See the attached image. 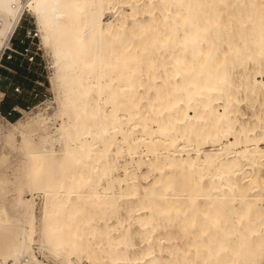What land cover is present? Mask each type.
I'll return each instance as SVG.
<instances>
[{
	"label": "rangeland",
	"instance_id": "obj_1",
	"mask_svg": "<svg viewBox=\"0 0 264 264\" xmlns=\"http://www.w3.org/2000/svg\"><path fill=\"white\" fill-rule=\"evenodd\" d=\"M160 2L161 0L105 1L103 16L105 21L111 22L114 28L118 19L126 21L124 28L120 29L119 38L127 36L124 30L129 25L137 33L141 32L142 47L135 49V53L128 57V63L120 62L114 56L116 47L111 48L109 44H105L101 51L102 63L98 62L99 56L96 54L95 61L88 66L77 57L78 52L74 50L76 55L74 63L68 64L67 59L64 58L59 61V70L56 65V54L60 53L62 57L64 46L50 31L48 32L50 43L45 46L36 17L31 12H24L13 42L19 45L23 41L25 30L36 28L39 32L37 44L41 50L37 52L36 60L32 64L16 61L17 68L12 69L13 73H10L15 77L11 83H15V88H19L20 92H15L9 100L22 99L29 105V109L26 112L20 111L21 114L17 113L18 116L14 120L7 118L6 121L0 118V123L11 129L10 124L17 120L28 121L40 115L49 126L48 134L44 133L43 137L50 139L55 155L60 158L57 163L62 185L55 196L45 193L38 186L31 195L17 184L18 179L23 175L24 154L18 153L14 148H4L1 141L0 155L5 153L7 158L5 162L0 163V175H4L7 179V199L10 200L17 193H23L28 199L34 197L37 225L48 216L46 209L58 208L56 228L46 225L44 230L43 235L47 238L44 247L36 243L33 246L35 257L43 263L117 264V256L122 249H125L131 263L140 264L141 255L147 252L143 231L127 216L128 213L134 214V206L140 200L126 197L124 190L130 176L139 173L136 161L161 160L162 153H167V150L163 149L164 145L159 144L155 155L145 156L142 145L145 130L135 125L138 114L144 115L147 122L161 120L169 109L165 108L163 112L156 113L160 101L166 102L174 96L182 98L184 95L181 66L173 62L170 53L179 49L178 37L182 34L181 27L170 33L168 44L162 47L161 52L156 46L158 34L165 24ZM212 5L213 0L204 1L208 11L212 10ZM195 11L197 19L204 22V31L210 45L217 46L214 54L225 48L227 55L223 61L224 68L220 82L224 85V91H229L240 99L239 106L232 103L237 108V112L230 115L235 130L242 133V128H245L255 134L264 133V86L260 87L259 84L264 83V36L259 33L258 26L253 21L258 10L250 6L247 0H230V5L221 8L217 15L209 14L206 17L203 10L197 6ZM187 28L186 26L185 29L188 30ZM67 44L71 45V42L68 41ZM91 45L93 44L89 43L84 48L82 52L84 56H90ZM138 82L141 83L140 86L137 85ZM248 82L255 85L257 94L246 91ZM99 84L101 90L95 91ZM84 87L91 89L85 96L80 93ZM33 89H36V92H33ZM127 89H131L129 94L126 93ZM26 92L30 93V99L25 97L29 96ZM35 93L38 94L37 97H34ZM135 99L138 100L137 107L133 103ZM221 101L212 102L211 105L222 111L218 106L222 104ZM91 109L94 114L91 113ZM111 119L119 120L121 127L118 128L116 141L112 147L114 151L119 147V157L111 168L112 175L117 180L113 189L114 201L109 204L107 200L111 199L110 194H103L102 198L92 195V188L99 185L98 190L103 193L102 187L106 186V174L102 173L101 177H98L102 171L101 163L96 164L88 181H84L82 174L86 173L90 165L83 160L76 162L66 153V149L77 147L79 141H83L86 150H90L92 140H98L96 135L98 125L110 129ZM207 122V125H202L207 148L200 157L204 159L206 155L209 156L212 158L211 164L215 165L217 159L213 157V152L229 142L223 140L221 145L213 144L214 135L210 117ZM152 125L156 127V122H152ZM84 130H88L87 135H83ZM134 130L138 131L132 137L131 133ZM113 131L110 129L104 132V136L108 138ZM58 133H62V137L52 140L51 137ZM37 135L35 133L32 136L36 141ZM157 139L163 140L161 137ZM20 142L21 137L18 134L17 144ZM97 145L101 147L100 143ZM179 145L184 146L182 141ZM42 146L49 147L50 144L42 143ZM128 146L132 148V152L128 151ZM187 149L195 150V147L191 145ZM258 168L259 174L263 175L264 161L258 165ZM248 171L253 173V170H248L245 166L243 172ZM174 174L172 191L168 190L165 192L166 195H163L159 185L150 187V181L148 185L143 184L148 188L149 194L141 196V201L149 200L153 205H163L166 197L172 193L180 194L181 200L184 199L183 189L192 185V179L196 175L195 170L184 169ZM35 176L39 175L35 174ZM158 176L157 171L153 172L150 179ZM207 180L208 178L204 182ZM194 186L197 189V201L190 204L186 214L172 217L161 215L153 219L152 225L157 226L156 233L168 239L165 244L168 249L158 250L154 244H151L159 264H264V240L259 234L250 230L257 222L248 217H243L238 222L231 214L225 219L212 222L200 210L201 205L206 202L211 204V201L206 198L199 185ZM249 202L255 203L253 200ZM227 205L229 208L243 206L241 202L235 200L227 201ZM22 207L21 204L17 205L11 210V215L16 216L18 209ZM259 208L264 210V204L261 203ZM253 209L255 206H252ZM101 211L104 214L100 215ZM192 214L195 215L193 220L190 217ZM51 215L56 217L52 213ZM73 235L75 242L71 248L69 247L71 255L68 260L65 249ZM119 235L126 238V247L114 246ZM37 238L36 233L35 239Z\"/></svg>",
	"mask_w": 264,
	"mask_h": 264
},
{
	"label": "bare ground",
	"instance_id": "obj_2",
	"mask_svg": "<svg viewBox=\"0 0 264 264\" xmlns=\"http://www.w3.org/2000/svg\"><path fill=\"white\" fill-rule=\"evenodd\" d=\"M105 1L0 0V45L6 39L8 45L24 12H31L39 23L43 44L47 46L50 43L48 33L50 31L64 46L63 56L61 57L60 53L56 54L58 70L59 61L64 58L67 59L68 64L74 63L76 58L74 50L78 52L77 57L88 66L95 61L96 54L99 56L98 62L102 63L101 51L105 44H109L111 48L116 47L114 56L120 62L128 63V57L135 53L136 48L142 47L141 32L137 33L129 25L124 30L127 36L119 38L120 29L124 28L126 21L118 19L115 28L111 22L105 21L103 18ZM204 1L161 0L160 2L165 24L158 34L156 46L161 52L162 47L168 44L170 33L181 27L182 34L178 37L179 49L170 51V53L173 62L181 66L184 95L182 98L174 96L166 102L160 101L155 112L161 113L165 108H168L169 112L161 120H154L156 127L152 125L154 121L147 122L142 114H138V121L135 125H139L145 130L143 135L145 139L142 144L145 156L155 155L159 144L164 145L163 149L167 150V153H162L161 160L145 161L140 159L136 161L139 173L130 176L129 183H126L124 190L126 197L139 198L140 200L134 206V214H127L129 220L135 223L146 237L147 252L141 255L140 264H159L151 244H154L158 250L168 249L165 246L168 239L156 233L157 226L152 225L153 219L161 215L172 217L177 214H186L190 204L197 201V189L194 185H199L206 198L211 201V204L206 202L201 205L200 210L203 215L212 222L221 218L225 219L229 214L238 222L243 217H248L257 222L250 230L259 234V237L264 240V210L259 208L261 203L264 204V174L260 175L258 172V165L264 161V133L255 134L252 130L247 131L242 128V136L241 132L235 130L234 122L230 119V115L237 112V108L232 103L239 106L240 99L233 93L224 91V85L220 82L224 68L223 61L227 54L225 48L214 54L217 46L210 45L204 31V22L197 19L195 11L197 6L203 10L206 17L209 14L217 15L221 8L230 5V0H213L211 11H208L204 6ZM247 2L258 10L253 21L256 22L259 33L264 36V0H247ZM186 26L188 30L185 29ZM68 41L71 42V45L67 44ZM89 43L93 45L90 48V56L86 57L82 52ZM104 61L107 62V60ZM187 83L191 86L188 87ZM259 84L260 87L264 86L263 82ZM137 85L140 86L141 83L138 82ZM113 88L111 87V89ZM90 90V87H84L80 93L85 96L90 93ZM100 90L101 84L97 85L95 91ZM246 91L258 93L255 85L251 82L247 83ZM130 92L131 89L126 90L127 94ZM219 100H222V104L218 105L222 111L211 105L212 102ZM133 103L137 107L138 100L135 99ZM91 113L94 114L92 109ZM209 117L214 135L212 143L221 145L223 140L229 142L215 151L212 150L214 151L213 157L217 159L215 165L211 164L212 158L209 156L206 155L204 159L200 157L207 148L202 125H207ZM10 127L11 129L0 123V141L4 148H14L25 156L23 175L18 179L17 184L25 188L31 195L37 186L47 194L57 195L62 185L57 163L60 158L55 155L50 139L43 137V134H48L49 131L46 121L38 115L28 121L17 120L11 123ZM120 127L119 120L111 119L110 129L114 131L106 138L104 132L110 129L99 124L96 130L98 140H92L90 150H86L83 141H79L77 147L66 149V153L70 154L76 162L83 160L90 165V168L86 169V173L82 174L84 181H88L96 164L101 163L102 171L98 177L100 178L102 173L106 174V186L102 187L103 193L99 192V185L92 188V195L102 198L103 194H110L111 199L107 200L109 204L114 201L113 189L117 180L113 177L111 168L119 157V147L116 148V151L112 147ZM137 131H132L131 136L134 137ZM35 133L38 134L37 141L32 137ZM18 134L21 137L20 144H17ZM87 134L88 130H84L83 135ZM123 135L126 136L125 133ZM59 136L62 137V133L54 135L51 139L56 140ZM158 137L163 140L157 139ZM180 141L184 146L180 147ZM42 143H48L50 146L43 147ZM97 143H100L101 147ZM191 145H194L195 150L187 149ZM128 151L132 152V148L129 146ZM6 158V154L2 153L0 163L5 162ZM245 166L248 170H253V173L243 172ZM144 169L145 171H142ZM184 169H194L196 173L195 178L192 179V185L185 186L183 189L184 199L181 200L180 194L172 193L173 195L170 194L166 197L163 205H153L149 200L141 201V196L149 194L148 188L143 184L148 185L151 181L150 187L159 185L162 194L166 195V191L174 189V173ZM156 171L159 176L150 179L153 172ZM35 174L39 176H35ZM206 178L208 180L204 182ZM118 182L120 183V181ZM7 192V179L4 175H0V264H46L35 257L33 246L36 243L40 247H44V242H47V238L43 235L44 230L46 225L56 228L55 220L58 216V208L46 209L48 216L44 217L42 223L37 225L34 197L28 199L23 193H17L9 200ZM249 193L252 195L250 196ZM225 200H235L241 202L243 206L229 208ZM249 200H253L255 203H250ZM59 202L58 200L57 203ZM20 204L23 207L18 209L17 215H11V210ZM252 206H255V209L252 210ZM51 213L56 217H53ZM102 214H104L103 211L100 212V215ZM190 217L193 220L195 215L192 214ZM74 230H72L73 233ZM36 233L37 239H35ZM73 236L69 239L68 247L65 249L68 253V260L71 255L69 249L75 242V235ZM126 245V238L119 235L114 246L126 247ZM116 260L117 264H132L125 249L121 250ZM124 260L126 263H122ZM61 264L67 263L62 262Z\"/></svg>",
	"mask_w": 264,
	"mask_h": 264
},
{
	"label": "built area",
	"instance_id": "obj_3",
	"mask_svg": "<svg viewBox=\"0 0 264 264\" xmlns=\"http://www.w3.org/2000/svg\"><path fill=\"white\" fill-rule=\"evenodd\" d=\"M24 16V14H23ZM23 16L16 27L15 31L11 35L8 45H7V39L4 41L2 45H0V68H3L4 62L7 61H15L19 60L22 62H25L26 64H32L36 60L37 52H39L41 49L38 46L37 42L39 41V32L36 28L26 29L23 35V41L19 43V45H16L13 41L15 40V35L17 33V30L19 28V25L23 19ZM15 92L19 93V88L14 89ZM33 92H36V89L32 90ZM35 97L38 96L37 93L34 94ZM2 97H0V117L7 121V118H10L13 113H20V111H17L15 108L12 109L7 116H4L1 112V101ZM29 108H26L24 111L28 110Z\"/></svg>",
	"mask_w": 264,
	"mask_h": 264
},
{
	"label": "crops",
	"instance_id": "obj_4",
	"mask_svg": "<svg viewBox=\"0 0 264 264\" xmlns=\"http://www.w3.org/2000/svg\"><path fill=\"white\" fill-rule=\"evenodd\" d=\"M17 65L18 64L16 61L4 62L3 68H0V97L3 98L1 101V112L4 116H7L8 113L14 108L17 111H24L29 106L28 104L23 102L22 99L9 100L11 96L15 95L14 94L15 83H11V80L15 79V77L10 73H13L12 69L17 68ZM23 91L25 90L23 89ZM26 93H28L29 96H25V97L30 99L31 97L30 93L29 92ZM16 117H17V113H13L12 120L16 119Z\"/></svg>",
	"mask_w": 264,
	"mask_h": 264
},
{
	"label": "trees",
	"instance_id": "obj_5",
	"mask_svg": "<svg viewBox=\"0 0 264 264\" xmlns=\"http://www.w3.org/2000/svg\"><path fill=\"white\" fill-rule=\"evenodd\" d=\"M15 61H17V60H15ZM7 62H12V61H7ZM17 116H18V114H17ZM9 119H12V116Z\"/></svg>",
	"mask_w": 264,
	"mask_h": 264
}]
</instances>
